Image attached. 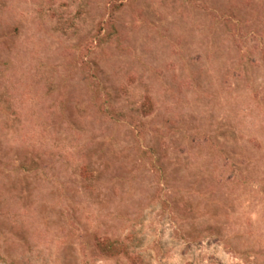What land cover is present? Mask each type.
I'll use <instances>...</instances> for the list:
<instances>
[{
	"label": "rangeland",
	"instance_id": "1",
	"mask_svg": "<svg viewBox=\"0 0 264 264\" xmlns=\"http://www.w3.org/2000/svg\"><path fill=\"white\" fill-rule=\"evenodd\" d=\"M0 264H264V0H0Z\"/></svg>",
	"mask_w": 264,
	"mask_h": 264
}]
</instances>
